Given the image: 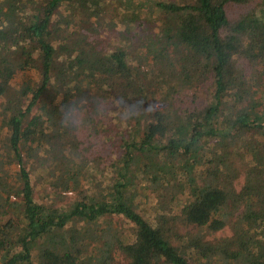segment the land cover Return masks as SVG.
Returning a JSON list of instances; mask_svg holds the SVG:
<instances>
[{
    "label": "trees",
    "instance_id": "16d2710c",
    "mask_svg": "<svg viewBox=\"0 0 264 264\" xmlns=\"http://www.w3.org/2000/svg\"><path fill=\"white\" fill-rule=\"evenodd\" d=\"M108 7L0 0V264H264V0Z\"/></svg>",
    "mask_w": 264,
    "mask_h": 264
},
{
    "label": "rangeland",
    "instance_id": "374dc122",
    "mask_svg": "<svg viewBox=\"0 0 264 264\" xmlns=\"http://www.w3.org/2000/svg\"><path fill=\"white\" fill-rule=\"evenodd\" d=\"M107 5H109V7L105 10L107 11L106 13V18L109 22L113 23V18H112V14H114L119 6V0H107ZM248 9V5H231L228 8V13L231 19L236 18L240 13H243L244 11H246ZM97 20H100L102 15L97 13ZM115 16V15H114ZM115 21V20H114ZM118 24H120V22H118ZM151 28V27H150ZM158 29V28H157ZM152 32H156L155 28L151 29ZM142 62L145 63V59L142 58ZM143 66V64H142ZM21 76L16 77L12 84H11V92H15V90L19 89V84L21 83ZM3 100V98H0V103ZM104 143H106L103 147V151H102V155H101V161H102V167H107L109 170L111 164L117 160L118 158H120V154H121V147H119V144L117 141L115 140H107ZM102 146V145H101ZM107 170H105L106 172H108ZM101 175L99 174V176H96V178H99V181L95 179V177H91L88 181L95 184V186L97 187V189H100V183L103 182L100 179ZM96 181H95V180ZM241 181V180H240ZM38 186V185H36ZM158 187L159 189H162V184L158 183ZM239 187V185H238ZM37 188L41 189L42 192L45 191V188L43 187H36L35 188V197H38V193H37ZM157 189L155 186H150V188L147 190L149 191V193L151 194V196L156 195L157 194ZM71 193H69L68 195H64V196H60V200L64 201L65 203H68L70 201H72L71 198H69ZM141 209V208H140ZM144 209V210H143ZM141 209L142 210V214L149 217V218H156L157 219V215L154 213V208L152 206V200L150 199L145 207ZM114 219L117 220L116 217H114ZM230 233V229L229 227H225L223 230L218 231L215 233V235L217 237L219 236H223V235H228Z\"/></svg>",
    "mask_w": 264,
    "mask_h": 264
}]
</instances>
